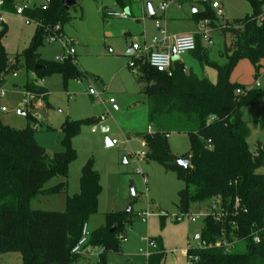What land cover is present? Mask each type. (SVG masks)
Instances as JSON below:
<instances>
[{
	"label": "trees",
	"instance_id": "1",
	"mask_svg": "<svg viewBox=\"0 0 264 264\" xmlns=\"http://www.w3.org/2000/svg\"><path fill=\"white\" fill-rule=\"evenodd\" d=\"M117 2L122 6L129 5L128 0ZM251 2L254 6L252 15L227 21L221 27L233 38L223 53L228 59L226 64L219 65L210 60L202 37L195 35L196 49L190 53L202 67L215 68L216 83L191 70L186 71L179 59L173 61L171 75L151 67L147 57L136 60L140 69L141 100H151L150 120L157 125L156 131L140 135L146 142L143 159L158 162L185 183L178 192L180 213L189 212L192 204L209 207L213 199H219L227 219L217 222L212 216L204 218L200 241L214 244L222 239L238 240L231 251L217 246L188 249V264H264V173L258 172L264 167V141L258 142L255 149L250 148L251 129L244 120V109L260 102L264 89L248 88L230 79L233 68L241 59H249L256 70L264 65V20L259 21L263 11L259 0ZM4 9L13 12V0H7ZM29 14L51 26L57 23L63 26L68 17L62 0H54L49 10L38 9ZM154 14L152 10L151 16ZM202 19L209 27H218L215 12L208 4ZM6 31L5 26L0 32V77L17 70L15 63L9 62L1 43ZM44 37L43 28L36 27L29 46L13 58L20 63L21 57L27 72L35 75L25 84V90L30 93L31 109L39 99L45 100L48 96L47 89L37 84L39 77L60 73L68 80L82 74L73 62L74 57L64 56L62 61L42 59L38 50ZM237 89L242 93H236ZM27 117L28 124L23 129L0 125V253L20 252L23 264H74L81 254L73 253L72 249L81 238L83 225L97 212L102 191L100 173L92 160L85 163L80 191L67 195L64 211L32 209L31 202L38 195L67 194L71 159L67 149L80 121L67 119L63 123V142L67 149L50 155L34 137L43 124L34 128L37 120L30 113ZM84 121L94 122L95 119ZM261 123L264 125V117ZM173 130L188 135L190 152L186 156H190V163L187 167L174 164L168 141ZM57 176L63 180L45 187ZM236 201L239 202L237 208ZM122 221L123 216L108 215L106 224L91 232L84 250L89 245L101 247L95 264H108L109 252L120 250L117 234L123 231ZM113 226L116 229L111 232ZM255 235L260 237L259 243L255 242ZM153 255L150 263L161 261L165 254L160 247Z\"/></svg>",
	"mask_w": 264,
	"mask_h": 264
},
{
	"label": "rangeland",
	"instance_id": "2",
	"mask_svg": "<svg viewBox=\"0 0 264 264\" xmlns=\"http://www.w3.org/2000/svg\"><path fill=\"white\" fill-rule=\"evenodd\" d=\"M128 1L130 4L125 7L117 0H81L70 8L62 28L64 34L74 41L73 62L82 74L68 80L60 73L39 77L37 82L48 91L47 99H42V107L39 109L31 110L25 103V84L29 77L35 78V75L32 77L27 72L21 57L20 63L15 62L17 70L1 74L0 90L4 92L0 94V125L23 129L28 124L27 114L40 113L43 125L35 132L34 137L50 155H54L67 149L63 142V123L67 119L80 121L67 149L71 155L67 194L38 195L32 200L31 208L64 211L67 195L72 196L80 191L82 168L92 160L100 173L102 191L98 198L97 212L89 218V230L92 232L105 225L108 215L123 216V231L117 234L121 247L118 251L109 252L108 264H188V257L184 252L187 248L197 247L199 240H194L193 237L201 232L204 217L176 222L173 216L179 213L178 192L184 188L185 183L177 178L175 172L167 171L156 161L147 162L142 157L146 145L140 135L152 128L157 130V125L150 120L151 102L142 101L137 95L136 84L139 83L140 69L138 66H129L132 58L128 50L133 44H137L140 50L131 54L140 53L139 51L148 49L154 38H164L156 25L157 20L166 28V35L171 38L169 40L174 36L198 33L201 23H207L202 19V12L208 4L215 12L218 27L208 26L213 44L209 46L204 38L202 41L208 49L210 60L224 65L228 59L223 53L233 38L231 34L224 33L221 27L227 21L252 15L254 6L251 0H172L163 15L159 6L166 0ZM259 1L264 14V0ZM214 2L220 5L221 15L218 14L219 9L213 7ZM149 4L155 13L153 17ZM108 11L127 12L129 17L123 19L108 16ZM165 20L169 23L168 27ZM4 21L7 31L1 43L9 59H13L29 46L36 25L26 24L23 17L10 12L5 14ZM181 31L184 32L183 35L177 33ZM38 52L42 59L56 61L57 57L64 55L65 49L61 43L49 42L45 36ZM182 60L199 77L204 76L213 83L217 82L215 68L202 67L192 53L183 55ZM230 79L248 88L259 80L264 89V65L256 70L249 59H241L233 68ZM90 81L101 92L106 104L98 103L89 94ZM112 98L114 103H109ZM244 112V120L251 129L248 142L253 150L258 142L264 141V125L261 123L264 117V97L257 104L246 107ZM100 115H104L108 130L102 131V124L98 123L97 131L92 132L96 122L84 120L95 119ZM106 137L117 143L107 145ZM168 141L174 157H185L190 152L186 132L173 130ZM125 157L127 162H124ZM258 172L264 173V167L259 168ZM144 176L148 181L147 191ZM62 180L60 176L54 177L45 187L56 185ZM132 186L135 195L131 194ZM147 200L150 201L152 215L144 219L138 214L147 208ZM203 206L192 204L190 211L197 215L202 212ZM116 225L118 228V223ZM147 235L162 240L165 255L159 262L150 263L140 253L143 244L141 238ZM85 250H89V253ZM85 250L74 264H95L98 261L101 247L89 245ZM0 264H23L20 252L0 253Z\"/></svg>",
	"mask_w": 264,
	"mask_h": 264
},
{
	"label": "built area",
	"instance_id": "3",
	"mask_svg": "<svg viewBox=\"0 0 264 264\" xmlns=\"http://www.w3.org/2000/svg\"><path fill=\"white\" fill-rule=\"evenodd\" d=\"M53 1L54 0H13L14 11L10 12V13H15L16 15L23 17L25 19L26 24L34 23L36 25V27H42L43 31L45 33V36H47L49 42L61 43L65 49V52H64V55L62 57H57V60L62 61L64 56L74 57L75 50L72 47V45H74V41L69 39L64 34L62 25L60 23H57V24L52 25V26L51 25H44L43 21H39L29 14L35 10H38V9H41L43 11L49 10ZM171 2H172V0H169V1L166 0V1L162 2L159 6V9L162 12H165ZM6 3H7V0H0V16H2V17H0V32L3 31L5 26H6V23L4 21V16L6 13H9L8 10L4 9V5ZM213 7L219 9V11H218L219 15L222 14V11L220 10V5L217 2L213 3ZM107 15L112 16V17H119V18H123V19H127L129 17V14L127 12L108 11ZM263 20H264V14L262 16H260V18H259L260 22ZM156 25L160 29V32L164 35L163 42H165L166 40H168L165 28L160 25L159 20L156 21ZM196 34H198L202 38H204L209 46L211 44H213V41L210 37V29L206 23L201 24L200 31ZM196 34L188 35V36H181V37H176V36L173 37V39H174L173 49L179 57L183 56L187 53H190L196 49V36H195ZM137 50H139V46L137 44H133L132 52H136ZM132 55H133V57H132L131 61L129 62V66L131 68H134L136 66V60L141 59L142 56L138 52L134 53ZM146 57H147V62L149 63V65L151 67H153L154 69H156L159 72H166L169 75H171L172 63L174 61L172 59V51L171 50H168V49L152 50V51L148 52ZM9 62L11 64L15 63L14 59H9ZM261 86H262L261 81L257 80L252 87L260 88ZM3 92H4L3 90H0V94H3ZM236 93L240 94V93H242V90L237 89ZM89 94L91 96H93L97 100L98 103L106 104V101L102 98L101 92L98 91L93 86L91 81L89 82ZM41 100L42 99H39L35 103V107L33 108V110H37L38 108H40L42 106ZM114 101L115 100L112 98V99H110L109 103H114ZM25 103L31 109V107H30V93L27 91L25 92ZM2 110L5 111L6 109L2 108ZM33 116L37 120V123L34 125V128H38V126L41 123V121H40L41 114L39 113V114H37V115L35 114ZM95 122L96 123L92 127V132L97 131V124L98 123L105 124L104 123L105 122L104 115H100L97 118H95ZM111 142H112V144L117 143L116 140H113ZM144 182H145L146 191H147L148 190L147 189L148 181H147L146 176H144ZM147 204H148L147 208L145 210L139 212V214H138L140 217H142L144 219H148L152 215V213L149 209V206H150L149 200H147ZM237 207H239L238 201H236V204H235V208H237ZM201 216H203L204 218H206L208 216H212L213 219L217 222H223L224 220L227 219V213L225 210H223L219 206V199L218 198L213 199L212 202L210 203L209 207H203L202 212L197 214V215L193 214L191 211L186 212V213H180L179 212L178 214L173 216L174 217L173 219L176 222L184 221L186 218L194 221L198 217H201ZM90 236H91V231L89 230L88 223H85L82 227L81 238L78 241V243L75 245V247L72 249V252L77 253V254L82 253L84 251V246L88 242V239ZM141 240L144 243L145 247L140 248V253H142L144 256L149 258L152 255V250H154L155 248L158 247L157 241H156V239H154L150 236L142 237ZM254 240H255V242L259 243L260 237L258 235H255ZM237 242H238L237 239L231 240V241H229L227 239H222V240H218L214 244H211V243L207 244L206 242L199 240L196 248H207V247L217 246V247H224L226 249V251H231V249L236 245ZM188 249H195V248H187L186 253H187Z\"/></svg>",
	"mask_w": 264,
	"mask_h": 264
},
{
	"label": "crops",
	"instance_id": "4",
	"mask_svg": "<svg viewBox=\"0 0 264 264\" xmlns=\"http://www.w3.org/2000/svg\"><path fill=\"white\" fill-rule=\"evenodd\" d=\"M130 4V3H129ZM128 6V5H127ZM127 6H125V7H127ZM128 9V8H127ZM129 10V9H128ZM166 14V11L165 12H163V15H165ZM165 24H166V26L168 27V21H166L165 20ZM202 24V23H201ZM165 28V27H164ZM165 30H166V28H165ZM179 35H183V31H181V32H177ZM190 35H192V34H190ZM186 36V35H185ZM188 36V35H187ZM144 41L146 42L147 41V37L145 36V34H144ZM169 39H171V38H168V40ZM168 40H166L165 42H163V39L162 40H159V39H157V37L156 38H154V41H153V43H151L150 44V46L148 47V49L147 50H145V51H139L140 52V54H141V58H143V57H146L147 56V54H148V52H150V51H152V50H157V49H168V50H173V47H174V40L172 39V40H169V42H168ZM166 46H165V45ZM139 50H140V48H139ZM183 64H184V62H183V60H182V56H180L179 58H178ZM177 59V60H178ZM184 67H185V69H186V71H192V67L189 69V67H186L185 66V64H184ZM197 74V73H196ZM32 77H33V74H32ZM204 77V76H203ZM37 84L38 85H40V86H42L41 84H39L38 82H37ZM137 86H136V91H137V95L139 96V99L141 98V94H140V90H141V85H140V83H138V84H136ZM44 87V86H43ZM139 99L137 100V101H139ZM150 101L151 102V100L150 99H146V101ZM41 103H43V100H41ZM42 107V106H41ZM39 109V108H38ZM150 109H152V102H151V106H150ZM151 111V110H150ZM244 115H245V112H244ZM40 124H42V122L40 123ZM151 127H153V126H151ZM151 131H154L153 130V128H152V130ZM156 131V130H155ZM144 142H145V140H144ZM145 145H146V142H145ZM124 160H126V162H127V159H126V157L124 158ZM148 236V235H147ZM150 236V235H149ZM150 237H152V238H157V237H153V236H150ZM193 239H194V237H193ZM157 244H158V247L157 248H155L154 250H152V255L153 254H155V252L158 250V248H162L163 250H164V248H163V244H162V240L160 239V238H157ZM141 242H142V240H141ZM143 243V242H142ZM145 247V245H144V243L141 245V247L140 248H144ZM86 251V253H89V250H85ZM102 252V249L100 250V252H99V255H100V253ZM184 253H186V251L184 252ZM142 254V253H141ZM99 255H98V259H99ZM152 255L148 258V260H150V258L152 257ZM187 255V254H186ZM154 256V255H153ZM146 257V256H145Z\"/></svg>",
	"mask_w": 264,
	"mask_h": 264
},
{
	"label": "water",
	"instance_id": "5",
	"mask_svg": "<svg viewBox=\"0 0 264 264\" xmlns=\"http://www.w3.org/2000/svg\"><path fill=\"white\" fill-rule=\"evenodd\" d=\"M80 1H81V0H62V6H63V8H64L66 11H69L70 8H71L73 5L78 4ZM148 8H149L150 14H152V7L150 6V4L148 5ZM0 17H2V16H0ZM128 51H129V54L132 53V46L129 48ZM178 58H179V56L175 53V51H174V49H173V50H172V59H173V60H177ZM38 67H39V66L37 65L36 68H38ZM20 113H23V112L20 111ZM101 128H102V131H104V132L108 130V126H107V124H102V125H101ZM105 141H106V144H107V145H112V142H111V140H110L108 137L105 138ZM174 159H175V162H174L175 165H179V166L187 167V166L189 165V163H190V156H186V157H176V156H175ZM124 162H126V160H124ZM131 194H132V195H135V191H134L133 186H132V188H131ZM128 209H130V206H129ZM115 228H116V226H113L112 229H111V232H114ZM199 238H200V234L197 233V234L194 236V240H199Z\"/></svg>",
	"mask_w": 264,
	"mask_h": 264
}]
</instances>
